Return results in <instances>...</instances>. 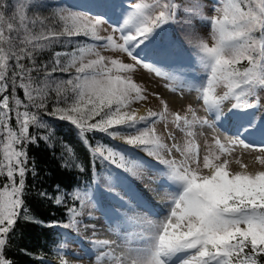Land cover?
<instances>
[{
  "label": "snow or ice",
  "instance_id": "1",
  "mask_svg": "<svg viewBox=\"0 0 264 264\" xmlns=\"http://www.w3.org/2000/svg\"><path fill=\"white\" fill-rule=\"evenodd\" d=\"M216 3L219 5L214 9L216 15L201 17L210 25L213 43L200 40L195 45L196 56L203 65L197 99L213 115L209 120L197 116L191 107L188 108L191 118L169 112L163 99L161 111L149 109L138 115L131 107L134 102L147 99L145 89L129 75L137 66L158 77L174 79L140 53L157 29L175 23L178 9L175 0H92L94 14L60 8L50 20L47 17L30 20L25 0H16L14 5L0 0V132L6 140L0 160V176L6 179L0 185V264H14L6 257L7 245L21 215L27 217V145L50 139L29 132L30 125L49 127L37 115L39 110L74 126L94 158L141 178L138 165L130 163L126 152L107 144L89 143V133L104 134L152 158L155 163H149L148 167L166 177L168 191L164 205L148 208L158 219L142 221L141 230L135 234L136 247L117 253L116 241L94 238V224L85 225V229L92 228L88 242L91 247L84 245L78 236L71 237L80 244L83 255L94 258V264H260L264 257V155L255 157L254 164L258 167L254 170L233 156L237 146L264 153V144L255 145L246 139L256 134L257 127L249 118V111L257 107L259 93L264 92V0H216ZM10 8L14 9L11 16ZM199 8L194 0L185 11L195 16ZM113 17L111 32L101 35L103 26L110 24ZM37 26L39 32L33 31ZM81 36L92 43L75 39ZM53 45L73 47L71 51H56L49 63L37 65L36 54ZM98 49L124 53L132 63L102 55ZM174 54L172 47L153 53L159 57ZM62 57L67 61L63 62ZM25 60L31 67L26 66ZM243 62L247 66L241 70ZM34 72L43 73L42 79L37 80ZM56 73L68 74V78H58ZM18 88L23 90L27 103L17 96ZM220 88L224 89L223 95L217 92ZM171 90L177 91L175 87ZM53 94L55 102L49 111ZM228 100L234 102L225 112L222 105ZM13 117L18 130L10 125ZM160 123L165 129L170 123L183 133V142H177L173 130H168L166 137L159 134L156 125ZM217 126L234 132L225 138L226 142L216 135L211 143L205 139L202 154L197 136H203L205 129L215 133ZM261 135L264 136V129ZM234 163L238 169L232 167ZM77 167L84 171L83 167ZM31 171L35 175L34 167ZM118 189L123 190V195ZM39 195L53 199L57 205L63 203L61 195L49 197L47 192ZM63 195L79 201L81 206L88 196L79 189ZM98 195L111 196L123 206L127 203L124 197L130 192L118 174L109 183L107 192ZM68 212L67 223L54 222L48 227L74 229L78 233V217L83 213L75 207ZM67 255L82 258L77 253ZM60 264L68 261L61 257Z\"/></svg>",
  "mask_w": 264,
  "mask_h": 264
},
{
  "label": "rangeland",
  "instance_id": "2",
  "mask_svg": "<svg viewBox=\"0 0 264 264\" xmlns=\"http://www.w3.org/2000/svg\"><path fill=\"white\" fill-rule=\"evenodd\" d=\"M146 2H151V0H146ZM179 5L177 9V16H179L180 23L187 31L185 32L188 38L181 37V42L185 43L188 47L183 44H177L176 42L167 44L163 46L160 42L155 39H151V42L147 44V47L143 49L140 53L141 56L145 57L148 62H156L157 66L161 68L162 71L174 79L169 80L167 78L158 77L154 72L144 69L142 66H137L136 70L129 75L134 82L140 84L145 89L146 100L134 102L132 104V109L136 110L138 115H144L149 109L153 111H161L162 105L160 104V99L167 102L169 112H179L181 115H189L188 108L191 107L195 110L196 115L199 117H207L209 120L213 119V115L205 111L202 101L198 100V92L196 89L200 86V81L203 79V65L197 60L194 62V55H192L191 50H195V45L200 41L204 40L209 45L213 43L211 38V28L206 20L201 17H210L216 15L214 9L219 5L216 0H196L200 5L199 14L191 16L186 13L185 9L190 7L194 0H176ZM88 3L87 6H91ZM179 10V11H178ZM115 22V17L112 18L110 24L104 25L101 31V35H108L111 32V23ZM177 22V21H176ZM165 26V25H164ZM167 32L171 33L174 30V35L178 37L179 30L177 26H166ZM176 27V28H175ZM172 29V30H169ZM117 38L119 34H116ZM169 47L174 48L175 54L171 57H159L153 55L154 52H158L162 49H167ZM191 49V50H190ZM102 55L110 56L116 58L125 63H132V60L127 57L124 53L113 52L110 49H98ZM94 58V57H91ZM193 60V62H192ZM192 62V63H191ZM167 85V86H166ZM172 87H175L177 91L173 92ZM218 94L223 95L224 89H217ZM156 94V95H154ZM159 97V99L157 98ZM259 104L256 108L249 111V118L253 119L257 131L254 136H248L249 139H254L255 145H261L264 138L261 135V129H264V92L259 93ZM234 101H225L222 105L223 110L226 112L230 108L231 103ZM157 132L166 137L168 130H173L177 137V142L182 143L184 139V134L172 128L169 123L168 129H165L164 124L160 123L156 125ZM200 130L197 129V132ZM233 133L229 130H223L217 126L215 133L211 129H205L203 136H197V140L202 145L203 154V143L207 139L209 143L212 142L213 136H219L222 142H226V137H230ZM116 142L123 144L120 140H115ZM124 145V144H123ZM127 146V145H124ZM258 155H264L259 151H251L237 146L235 148L233 159L239 157L244 163L250 165V168L254 170L257 165L254 164V159ZM179 159V154H176ZM144 159L147 164L155 163L152 158L147 157L146 154L136 150L135 155H133V160L137 162V171L139 173L140 179L131 176L135 183L139 186L142 195L137 193L132 194L130 190L132 189L131 183L123 178V175L119 174L130 195L124 197L125 203L122 204L113 199L111 196L100 197L98 193H106L102 191L99 183H97V188L90 194L88 200L92 201V205L84 206L80 211L83 213L82 216L78 217L80 231L77 233L74 229H70V233H64L65 236L63 245V250L60 251L61 257L68 261V264H94V258L89 259L88 256L81 253V246L78 243L73 242L72 236H78L80 240L83 241L84 245L89 246V238H92V228L88 227L85 229V225L94 224L96 237L99 239H109L114 240L119 245L116 249L117 253L125 252L130 247H136L135 234L141 230L142 221L147 218L149 220H157L158 217L152 215L148 211L149 207H163L165 192L168 191L166 187V177L162 173L154 171L149 168L148 165L144 166L142 160ZM142 167H141V166ZM234 169H238V165L235 163L232 165ZM119 173V172H118ZM104 185L108 187V178L104 179ZM99 187V189H98ZM121 191L123 195V190ZM134 196L143 197L141 202H138ZM150 201L149 203H145ZM110 212V213H109ZM135 222V223H134ZM60 248V247H59ZM67 253H77L80 254L82 258H75L72 255H67ZM60 259L53 262V264H60Z\"/></svg>",
  "mask_w": 264,
  "mask_h": 264
},
{
  "label": "trees",
  "instance_id": "3",
  "mask_svg": "<svg viewBox=\"0 0 264 264\" xmlns=\"http://www.w3.org/2000/svg\"><path fill=\"white\" fill-rule=\"evenodd\" d=\"M25 2L27 4L26 14L30 20L46 17L50 20L53 13L60 8L84 13L92 12L94 14L95 12L92 5L87 6L88 3L92 4V0H25ZM8 3L9 5H14L16 0H8ZM176 4L178 5L177 2ZM13 10L12 8L9 9V16H11ZM177 15L176 13L177 22L175 21V23L157 29L152 39L157 40L163 46L176 42L177 44L180 43L188 47L180 39L181 37L184 40L185 37L188 38L185 33H188V31L182 27L179 16ZM166 26H177L179 30L175 29V31L178 32L177 35L180 37L177 38L172 29H169L172 32L168 33ZM33 31L39 32V27L37 26ZM75 39L82 43H92L87 37L83 36L76 37ZM72 47L53 45L51 48L39 51L36 54L37 65L49 63L52 60L54 52L71 51ZM194 51L191 50V53L194 55V62H197L198 57ZM62 61L66 62L67 58L62 57ZM24 63L26 66L31 67L28 60H25ZM246 66V62H243L239 67L243 70V67ZM32 75L37 80H40L42 79L43 73L37 74L34 72ZM55 75L61 79L68 78V74L56 73ZM16 94L21 100L27 103L22 89L18 88ZM54 102L53 94V99L49 101V111H51ZM29 110L37 112L34 108H30ZM37 115L49 127L41 129L35 125H30L29 132L37 137L47 135L50 139L48 141L40 139L35 144L27 145L29 158V172L26 176L25 183L27 217L25 218L22 214L21 218L17 221L5 253L7 258L14 261V264H53L55 260L60 259V251L63 250L60 246L63 243L65 244V236L63 235L65 229L48 227V225L54 222L67 223L70 218L68 212L70 207H75L80 211L84 206L92 205L90 194L97 188V183H99L103 192H107L108 187L104 185V179L108 178L107 181L111 183L118 174H123L122 170L117 169L114 165H109L98 158H94L89 148L78 135L75 127L70 123L47 116L43 110H39ZM10 125L13 129H17L14 117L10 121ZM88 140L93 146L107 144L118 150H122L127 153L130 163L134 162L137 164L133 160V155L136 153L135 149L124 146L100 133H89ZM4 143H6L4 133L0 132V160L3 158ZM77 165L83 167L84 171H80V167H77ZM33 167L35 168V175L31 171ZM127 176L131 177V175ZM131 179L133 178L131 177ZM5 182V177L0 176V185ZM76 189L88 194L83 206L80 205L79 201L74 202L69 196L63 195L71 193ZM40 192H47L49 197L61 195L63 196V203L57 205L53 199L41 197L39 195ZM260 264H264V257L260 259Z\"/></svg>",
  "mask_w": 264,
  "mask_h": 264
},
{
  "label": "bare ground",
  "instance_id": "4",
  "mask_svg": "<svg viewBox=\"0 0 264 264\" xmlns=\"http://www.w3.org/2000/svg\"><path fill=\"white\" fill-rule=\"evenodd\" d=\"M91 228V227H90Z\"/></svg>",
  "mask_w": 264,
  "mask_h": 264
}]
</instances>
